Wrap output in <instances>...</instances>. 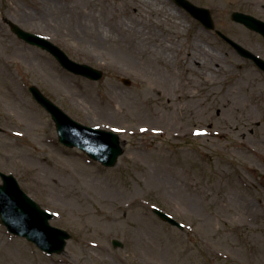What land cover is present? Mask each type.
I'll return each instance as SVG.
<instances>
[{"label":"rangeland","instance_id":"374dc122","mask_svg":"<svg viewBox=\"0 0 264 264\" xmlns=\"http://www.w3.org/2000/svg\"><path fill=\"white\" fill-rule=\"evenodd\" d=\"M77 1L82 13L130 16L127 0ZM164 1L186 25L163 20L156 29L162 44L149 59L142 48L130 51L124 35L111 45L87 38L78 24L57 23L63 12L55 4L70 0H0V170L14 174L54 213L51 223L72 234L64 253L49 255L0 224V264H264V73L248 59H231L222 47L232 50L230 44L214 29L175 0ZM191 1L211 9L217 29L264 56L262 34L232 18L241 11L264 20V0ZM8 20L102 69L103 78L63 68L21 39ZM165 26L173 37L163 34ZM204 35L219 43L204 40L221 49L228 71L190 70ZM115 53L135 58L141 68L126 69ZM150 69L165 71L170 82L153 78ZM32 84L75 120L118 133L124 153L117 164L106 167L60 142ZM232 102L253 117L238 121ZM197 128L207 133L198 135ZM248 201L257 217L246 209ZM153 206L183 228L162 220ZM114 238L124 246L114 247Z\"/></svg>","mask_w":264,"mask_h":264},{"label":"water","instance_id":"95a60500","mask_svg":"<svg viewBox=\"0 0 264 264\" xmlns=\"http://www.w3.org/2000/svg\"><path fill=\"white\" fill-rule=\"evenodd\" d=\"M175 1L178 5L188 10L195 18L201 20L206 28H215V22L209 8L199 6L190 0ZM232 18L264 36V20L240 11H234ZM9 23L12 30L20 38L49 51L66 69L92 80H100L103 77V70L86 63L77 62L47 38L24 30L11 20H9ZM218 32L233 46L237 47L242 55L253 58L259 66L264 68L263 58L221 31L218 30ZM30 90L34 98L52 115L59 140L63 144L80 148L87 152L91 158L107 167L117 164L119 156L124 152L119 134L102 128L88 126L73 119L53 100L45 96L36 85H31ZM0 177L3 180V183H0V223L5 225L11 233L23 236L27 240L34 242L48 254L63 253L67 245V239L71 238V234L67 230L50 224L53 213L42 208L24 192L13 174H7L0 170ZM153 211L164 221L182 228V224L167 212L158 207H154ZM113 245L114 247L124 246L118 239H113Z\"/></svg>","mask_w":264,"mask_h":264},{"label":"bare ground","instance_id":"6f19581e","mask_svg":"<svg viewBox=\"0 0 264 264\" xmlns=\"http://www.w3.org/2000/svg\"><path fill=\"white\" fill-rule=\"evenodd\" d=\"M127 2L129 5L130 14L128 19L116 17L109 19L108 17L103 16L100 12H96L95 10H91L89 11V13H82L81 10H77L78 1L70 0L69 4H55L56 9L60 12H63L62 15H59L58 13V16L55 17V21L63 26H67L68 24L69 27H74L76 24H78L80 25L82 32L86 35L87 38L101 40L103 43H108L111 45L115 42H118L117 39H121V36L124 35L128 39L130 51L136 52L137 55L140 48H142V53L147 55L149 59H152L154 54L156 55L155 47L162 44V35L159 34L156 29L160 27L162 28L163 20L174 19L177 23L186 25V21L183 20L181 14H179V12L172 6L166 4L164 0H127ZM161 30L167 37L174 36L172 29L167 26H165ZM205 34L209 35L210 33L205 32ZM202 39L200 41L201 43H198V46L200 47L197 48L192 55V64L190 66V70L192 69V72H194L198 70L197 65L200 68L203 65H206L207 67L214 69L220 73L228 71L229 65L221 64V59H223L221 56V49L215 46H211V48L206 47L204 40L209 42V44L211 43L214 45H218L219 43L214 41L212 38L208 39V37H206L205 35ZM238 43L241 44L240 42ZM230 46L233 50H230L229 47H222L227 48V55L232 54L230 57L231 59L239 61V59L242 58V53L237 47L233 46L232 44H230ZM114 48L116 49V47ZM233 53L236 56H234ZM124 56H126L125 53H115V57L119 60H122L121 63L125 65L126 69L138 71L141 68L140 63H138L135 58H124ZM197 61L198 64L196 63ZM150 67H152V64L150 65ZM150 71L154 72L153 69H150ZM212 73L214 72L212 71ZM152 77H157V79L161 80L164 84H168L170 82V78L163 70H156ZM239 81L240 78L235 79L231 84V87L236 86ZM250 81L251 85L254 86L256 84V74L250 79ZM231 108L235 109L234 118L236 117L238 121L244 119L245 117H253V113L243 114L241 112V107L236 106V103L234 102L231 103ZM236 129L240 128L236 126ZM197 132L201 134L204 133V131L201 130H197ZM251 204L252 203L248 201L246 203V209L252 212L253 217H257L259 215V212Z\"/></svg>","mask_w":264,"mask_h":264},{"label":"flooded vegetation","instance_id":"af4514ba","mask_svg":"<svg viewBox=\"0 0 264 264\" xmlns=\"http://www.w3.org/2000/svg\"><path fill=\"white\" fill-rule=\"evenodd\" d=\"M232 49V48H231ZM233 50V49H232ZM260 54V53H259ZM261 56H263L262 54H260ZM264 57V56H263ZM243 58V57H242ZM244 59H247V58H244ZM248 60H250L251 61V64L255 67V68H257V70H259L260 72H263L264 73V69H262V68H260L252 59H248ZM202 62V61H201ZM197 64H198V61L196 62ZM203 67H205V68H203ZM209 68V67H208ZM198 70L197 71H201L202 73H204L205 74V76H207V74L206 73H209V74H211L212 73V71H209L208 69H207V66L206 65H203L202 67H201V69L200 68H197ZM197 129H199V130H202L203 128H197Z\"/></svg>","mask_w":264,"mask_h":264}]
</instances>
